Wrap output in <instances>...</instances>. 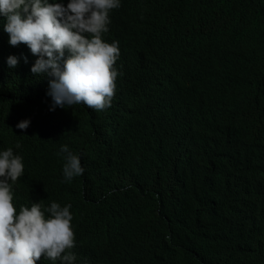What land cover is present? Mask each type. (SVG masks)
Instances as JSON below:
<instances>
[{"label":"trees","instance_id":"obj_1","mask_svg":"<svg viewBox=\"0 0 264 264\" xmlns=\"http://www.w3.org/2000/svg\"><path fill=\"white\" fill-rule=\"evenodd\" d=\"M113 32L125 49L121 103L72 134L93 150L82 148L87 197L105 199L80 205L84 191L53 180L78 214L77 260L264 264V0H123ZM1 56L0 131L7 116L32 118L24 150L45 177L69 114L44 123L48 84L3 69Z\"/></svg>","mask_w":264,"mask_h":264},{"label":"clouds","instance_id":"obj_2","mask_svg":"<svg viewBox=\"0 0 264 264\" xmlns=\"http://www.w3.org/2000/svg\"><path fill=\"white\" fill-rule=\"evenodd\" d=\"M122 8L123 0H0L2 68L21 69L37 84H48L51 102L42 103L44 123L59 119L46 117L52 113L69 114L64 132L50 145L51 162L45 161L52 173L45 177L24 150L25 139L35 137L32 118H5L0 131V264H107L89 255L77 260L75 250L82 252L78 214L70 211L71 200L54 195L53 180L84 191L78 195L80 205L105 199L87 197L82 148L93 150L72 134L80 119L93 115L107 121L121 103L125 49L113 23ZM200 14L205 24L211 13L202 8ZM224 20L223 12L218 21ZM106 165L102 175L110 178L115 161ZM131 185L126 184L128 190L135 188Z\"/></svg>","mask_w":264,"mask_h":264},{"label":"bare ground","instance_id":"obj_3","mask_svg":"<svg viewBox=\"0 0 264 264\" xmlns=\"http://www.w3.org/2000/svg\"><path fill=\"white\" fill-rule=\"evenodd\" d=\"M143 7V6H142ZM144 8V7H143ZM83 111H85L84 109H83ZM105 136V135H104ZM106 137V136H105ZM224 220H226V218H224ZM259 230V229H258Z\"/></svg>","mask_w":264,"mask_h":264}]
</instances>
